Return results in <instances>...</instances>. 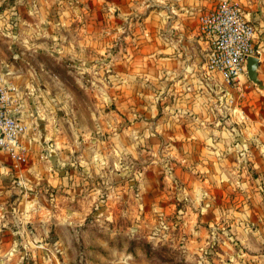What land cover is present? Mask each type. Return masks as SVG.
<instances>
[{
  "label": "rangeland",
  "instance_id": "rangeland-1",
  "mask_svg": "<svg viewBox=\"0 0 264 264\" xmlns=\"http://www.w3.org/2000/svg\"><path fill=\"white\" fill-rule=\"evenodd\" d=\"M237 1L263 37L264 0ZM156 34L176 43V0H0V75L40 141L5 163L0 264H264L240 165L199 158Z\"/></svg>",
  "mask_w": 264,
  "mask_h": 264
},
{
  "label": "crops",
  "instance_id": "crops-1",
  "mask_svg": "<svg viewBox=\"0 0 264 264\" xmlns=\"http://www.w3.org/2000/svg\"><path fill=\"white\" fill-rule=\"evenodd\" d=\"M215 2L216 0H176V43L169 44L166 41L167 34H156L153 37L157 42L155 48L163 52V55H158L160 56L157 58L160 62L158 67L167 68L165 73H176L172 77L176 78V87H170L176 90V110L182 113L189 112L191 119L188 125L193 130L190 140L205 143L203 155L199 158H203L209 170H211L209 163L214 165L217 160L220 162L216 164H220L223 167L222 171H226L227 174H230V169H234V165H240V168L235 169L240 173L241 178L238 186L244 191L243 195L250 200L249 204H245L246 199L244 200V207L250 204L253 206V209L246 214L260 225L261 221L264 222V87L257 90L249 84L252 81L243 76L241 82L244 85L249 84L252 88L245 90L238 109L228 117H224L219 108L214 105L215 97L218 89L223 86V81L218 73L209 74L204 70L209 45L198 31V18ZM257 4L258 9L262 11L259 0L254 3V6ZM242 6L241 10L245 15ZM262 40L264 36L259 38L256 33L255 43L260 51L257 56L259 59L257 77L263 86L264 48L262 45L264 42ZM174 49H176V55L171 56ZM145 58L149 57L145 56ZM38 142H40L39 139L31 135L24 140L25 147L31 150L27 155L29 161L33 156L32 149L38 147ZM5 156L0 152V182H3L4 173L8 169L5 163L11 162ZM235 159L238 162H234ZM29 161L28 169L31 167ZM261 191L262 195H260ZM260 227L255 228L253 232L257 240L260 238ZM245 231L247 232V228Z\"/></svg>",
  "mask_w": 264,
  "mask_h": 264
},
{
  "label": "built area",
  "instance_id": "built-area-1",
  "mask_svg": "<svg viewBox=\"0 0 264 264\" xmlns=\"http://www.w3.org/2000/svg\"><path fill=\"white\" fill-rule=\"evenodd\" d=\"M198 31L208 42L209 52L204 61V70L218 73L223 81L215 97V106L221 115L228 117L238 109L245 90L248 56H258L256 30L246 19L237 0H216L214 5L200 14ZM19 88L0 75V152L9 158L13 165L26 161L24 140L27 124L22 114Z\"/></svg>",
  "mask_w": 264,
  "mask_h": 264
},
{
  "label": "water",
  "instance_id": "water-1",
  "mask_svg": "<svg viewBox=\"0 0 264 264\" xmlns=\"http://www.w3.org/2000/svg\"><path fill=\"white\" fill-rule=\"evenodd\" d=\"M259 59L256 56H248L246 60V74L249 80L260 85L257 77Z\"/></svg>",
  "mask_w": 264,
  "mask_h": 264
}]
</instances>
